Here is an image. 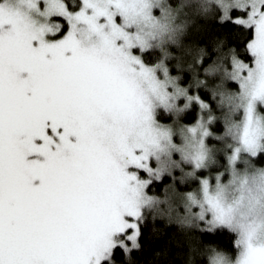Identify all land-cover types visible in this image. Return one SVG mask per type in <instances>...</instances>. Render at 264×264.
Segmentation results:
<instances>
[{"label": "snow or ice", "instance_id": "obj_1", "mask_svg": "<svg viewBox=\"0 0 264 264\" xmlns=\"http://www.w3.org/2000/svg\"><path fill=\"white\" fill-rule=\"evenodd\" d=\"M0 264H264V0H0Z\"/></svg>", "mask_w": 264, "mask_h": 264}, {"label": "trees", "instance_id": "obj_2", "mask_svg": "<svg viewBox=\"0 0 264 264\" xmlns=\"http://www.w3.org/2000/svg\"><path fill=\"white\" fill-rule=\"evenodd\" d=\"M215 239H217L221 244H228V237L226 235L218 236Z\"/></svg>", "mask_w": 264, "mask_h": 264}]
</instances>
